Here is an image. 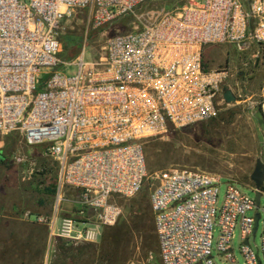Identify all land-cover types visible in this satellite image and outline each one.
<instances>
[{
    "label": "built area",
    "instance_id": "1",
    "mask_svg": "<svg viewBox=\"0 0 264 264\" xmlns=\"http://www.w3.org/2000/svg\"><path fill=\"white\" fill-rule=\"evenodd\" d=\"M148 1L0 0V142L18 132L57 163L55 215L38 217L53 238L96 243L122 215L115 198L136 195L147 177L145 140L217 117L225 74L206 68L207 46L264 47V0H186L108 38L97 59L86 61L85 47L73 62L61 60L63 23L78 10L99 28ZM71 66L79 71L70 76ZM222 181L185 169L161 174L151 208L162 264H216V227L224 261L237 264L239 227L245 264H262L251 239L262 223L264 255V205L228 179L219 207ZM64 203L79 208L82 221L59 219Z\"/></svg>",
    "mask_w": 264,
    "mask_h": 264
},
{
    "label": "rangeland",
    "instance_id": "2",
    "mask_svg": "<svg viewBox=\"0 0 264 264\" xmlns=\"http://www.w3.org/2000/svg\"><path fill=\"white\" fill-rule=\"evenodd\" d=\"M185 2L150 0L137 9L136 15L140 19L132 14L99 28L93 27L88 10H78L63 23L60 58L71 63L86 47V61L97 59L108 38L131 32L141 26L139 20L150 21L157 12L175 9ZM204 63L208 70L225 74L220 83L217 117L184 128L172 127L165 134L145 140L147 177L136 195L115 198L122 208V215L114 226L101 231L96 243L49 241L45 226L30 225L31 221L38 222L39 216L50 220L55 215L58 165L44 154V146H28L20 133L4 137L0 142V196L7 203L5 213L9 218L6 223L17 226L16 234L20 238L36 234L46 241L44 247L38 248L43 252L42 264H160V260L154 261L158 238L151 195L160 183L161 174L169 170L185 169L222 176L219 207L225 198L228 179L237 183L245 194L256 197L251 175L258 159L264 163V47L241 51L229 44L209 45L204 49ZM56 70L63 71L65 67L61 65ZM78 71L77 66L66 70L70 76ZM47 78L42 75V83ZM41 88L40 84L37 90L41 91ZM225 90L233 92L235 102H226ZM261 190L264 191V185ZM74 195L73 191L67 190L66 198L73 200ZM261 202L264 205V197ZM78 212L79 208L73 204L64 203L58 217L82 221ZM88 217L93 219L92 211ZM57 226H60V220ZM261 227L262 223L256 239H251V247L264 264V255L258 253ZM234 234L232 245L236 262L245 264L239 227ZM219 236L220 229L216 227L213 239L215 263L231 264L224 261L218 251ZM46 254L49 256L44 262Z\"/></svg>",
    "mask_w": 264,
    "mask_h": 264
},
{
    "label": "crops",
    "instance_id": "3",
    "mask_svg": "<svg viewBox=\"0 0 264 264\" xmlns=\"http://www.w3.org/2000/svg\"><path fill=\"white\" fill-rule=\"evenodd\" d=\"M6 210L7 203L0 196V264H42L43 252L38 248L44 247L46 241L40 240L36 234L30 235L29 238L23 236L20 238L19 234H16L18 233L17 226H10L6 223V219L9 218L5 213ZM29 223L39 228L45 226L49 233V241L58 240L52 237L47 223L39 221ZM48 256V254L44 255V262Z\"/></svg>",
    "mask_w": 264,
    "mask_h": 264
},
{
    "label": "water",
    "instance_id": "4",
    "mask_svg": "<svg viewBox=\"0 0 264 264\" xmlns=\"http://www.w3.org/2000/svg\"><path fill=\"white\" fill-rule=\"evenodd\" d=\"M224 98L227 103H232L236 101V97L234 96L233 92L231 90H225ZM252 181L255 183V188H256V199H257V204H261V188L264 185V163L261 159H258L256 162L255 169L251 175ZM260 216L258 215V218ZM256 231V230H255ZM246 243H248L246 241Z\"/></svg>",
    "mask_w": 264,
    "mask_h": 264
},
{
    "label": "trees",
    "instance_id": "5",
    "mask_svg": "<svg viewBox=\"0 0 264 264\" xmlns=\"http://www.w3.org/2000/svg\"><path fill=\"white\" fill-rule=\"evenodd\" d=\"M2 156V155H1ZM53 193H55L56 191L55 190H51ZM119 231L122 229V227H120L119 225ZM117 228V229H118ZM110 238V237H109ZM112 238V236H111ZM158 238V237H157ZM157 260H160V264H162V261H161V257H160V248H159V241H158V248H156L155 250V253H154V261H157Z\"/></svg>",
    "mask_w": 264,
    "mask_h": 264
},
{
    "label": "flooded vegetation",
    "instance_id": "6",
    "mask_svg": "<svg viewBox=\"0 0 264 264\" xmlns=\"http://www.w3.org/2000/svg\"><path fill=\"white\" fill-rule=\"evenodd\" d=\"M1 156V155H0Z\"/></svg>",
    "mask_w": 264,
    "mask_h": 264
}]
</instances>
